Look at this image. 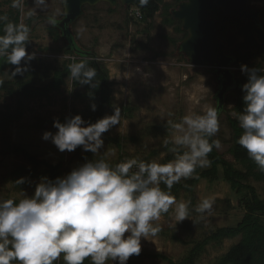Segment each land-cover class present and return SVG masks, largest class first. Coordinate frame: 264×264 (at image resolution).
Here are the masks:
<instances>
[{"label": "clouds", "instance_id": "1", "mask_svg": "<svg viewBox=\"0 0 264 264\" xmlns=\"http://www.w3.org/2000/svg\"><path fill=\"white\" fill-rule=\"evenodd\" d=\"M61 2L65 16L67 0ZM24 3L11 0L10 6L31 18L37 10L46 12L49 0H33V7L26 11ZM149 3L138 0L136 7ZM0 23V58L14 66L5 72L12 79L24 76L36 59V53L28 51L31 29L23 22L9 21L7 15H0ZM45 23L56 27L59 20L51 14ZM68 70L69 78L80 86L95 87L97 70L89 66L87 58L70 64ZM240 71L247 80L241 88L243 108L232 113L242 130L235 143L264 174V68L241 65ZM3 83L0 79V86ZM90 108L95 112L97 105L92 103ZM220 110L209 105L202 114H186L179 122L168 120L170 135L163 138V146L171 145L173 158L166 163L127 157L109 162L115 149L101 150L104 134L120 124L119 106L94 123L79 114L66 116L63 122L54 118L56 131L43 132L42 140L51 142L60 153L80 148L95 159L84 157L83 164L55 179L40 177L31 196L21 190L18 200L0 198V264H128L131 257L141 254L142 239L162 231L157 222L165 214L173 228L185 220L208 226L214 197L199 199L193 206L190 199H177L172 188L181 180L198 178V168L211 167L209 154L222 147L216 138ZM14 183L33 184L27 177ZM193 214L195 219H190Z\"/></svg>", "mask_w": 264, "mask_h": 264}, {"label": "rangeland", "instance_id": "2", "mask_svg": "<svg viewBox=\"0 0 264 264\" xmlns=\"http://www.w3.org/2000/svg\"><path fill=\"white\" fill-rule=\"evenodd\" d=\"M9 1L11 3V0ZM29 7H33V0H25L24 10ZM253 7L263 13L264 0H256ZM0 9H10L6 0H0ZM37 11L38 14L31 18L20 11L21 22L26 24L33 20L30 34L32 42L28 51H34L36 59L46 64L67 61L70 56L64 52V48L69 44V40L63 37L55 41L50 31L52 26L45 23L47 15L55 14L59 20L56 28L62 27L60 24L64 19V6L61 0H49L46 12ZM136 11V6L128 7L121 3L115 6L106 2L94 6L87 5L82 17L68 26L76 45L83 51L96 54L98 60L108 69L110 81L113 83V107L128 106L133 109L130 117H121L120 124L104 134L105 147L101 151L107 148L115 149V155L108 157L112 164L117 163L120 157L149 161L157 159L166 163L167 153L163 151L162 146L163 138L170 135V131L161 133L156 127L167 124L168 120L179 122L180 117L193 112L202 114L206 106L211 105L222 108L221 127L216 137L220 139L222 147L217 151L225 159L241 167L235 163L230 153L233 130L229 118L233 117L234 112V89L227 90L220 96L222 91L218 84L216 68L194 66L182 56L180 46L185 38L175 33L174 26L164 23L161 12L155 15L153 25L147 31L148 25L140 22ZM3 79L12 80L9 74ZM74 93L72 81L69 80L61 94L54 96L52 104L28 103L29 110L22 122L14 124L5 136L0 135V198L20 199L21 190L31 196L34 182L39 180L30 161L12 150L16 147L25 149L41 161L51 164L63 163L66 169L64 175L81 163L84 152H77L76 149L72 153H60L51 142L42 140L43 132L56 131L53 126L43 129L36 127L39 118L69 116L74 107L78 112L84 111L85 103H76ZM0 103H9L13 108L16 106V101L11 99L5 102L1 99ZM112 138L119 139L121 146L113 143ZM18 170L32 172L29 178L33 182L31 186L26 184L20 187L14 183V178L18 177L14 173ZM250 183L264 199V183L254 180ZM196 196L197 201L214 197V212L208 217L210 224L194 225L185 220L173 228L170 227L168 214H165L157 222L162 231L156 237L142 239L141 253L164 255L175 263H181L194 246V242L203 241L221 228L236 226L245 215V210L239 206L240 196L232 190L222 175L213 181L203 180L196 189ZM176 197L187 200L183 192ZM190 219H195V214ZM240 240L241 237L225 239L221 243L212 242L202 252L197 264H217ZM134 262L170 264L162 258H137Z\"/></svg>", "mask_w": 264, "mask_h": 264}, {"label": "trees", "instance_id": "3", "mask_svg": "<svg viewBox=\"0 0 264 264\" xmlns=\"http://www.w3.org/2000/svg\"><path fill=\"white\" fill-rule=\"evenodd\" d=\"M184 1L150 0L146 7L139 9L141 13L139 20L148 25L146 30L149 31L153 25L155 15L161 12L164 17V23L168 26H174L175 33L186 38L188 34L184 31L182 23L176 21L172 15V11L178 9L179 5ZM6 2L9 6L11 5L9 0H6ZM0 15H7L8 20L13 23H21L20 11L11 6L8 11L0 9ZM213 19L217 25L218 37L226 43L228 53L233 57L231 68L237 74L233 92L235 98L233 111H240L243 108L241 88L247 80L246 76L241 73L240 66L247 65L250 68L256 66L264 68V12L261 13L259 22L246 23L236 17L226 16L222 10L216 8L213 13ZM32 21L26 23L30 29H32ZM2 29L3 24L0 23V34H3ZM50 31L55 41H59L63 37L69 40V44L64 48V52L70 56L67 61L46 64L39 59H35L31 62V70L24 76H17L12 80L4 81L3 78L8 75L5 71L10 70L14 66L7 65L6 60L0 58V77L4 81L3 85L0 86V100L3 99L4 102L8 99L16 101L14 108L9 103H4V105L0 103V135L2 136H5L14 124L22 122L29 110L27 107L28 103L52 104L54 96L61 94L63 87L69 80L72 81V86L75 90L74 100L76 103H85L84 111L78 112V109L74 107L71 115L79 114L84 120H90L94 123L106 114L108 115L109 113L111 115L113 112V83L110 81L109 71L106 66L98 60L96 54L83 51L76 45L68 25L60 29L51 27ZM182 56L184 57L183 54ZM82 57L87 58L89 66L97 70V76L94 80L95 87L80 86L78 82L69 78L68 66L78 62ZM92 103L97 105L95 112L90 108ZM30 110L32 111V109ZM132 113V108L128 106L121 107V117H130ZM65 117L58 116L56 118L63 122ZM37 120L36 127L43 129L47 126H53L54 118H39ZM229 123L233 130V144L230 153L235 163L241 167H237L234 163L225 159L216 149H213L209 154V159L212 161L211 167L208 169L198 168L196 173L198 178L181 180L180 183L173 186L172 193L176 196L182 192L185 193L187 200L190 199L192 205L195 206L197 203L196 189L199 184L203 180L213 181L222 175L232 190L240 196L239 206L245 210L243 219L236 226L221 228L203 241L194 242V246L188 251L181 263H175L164 255L141 253L138 257H131L128 264H136L134 261L137 258H162L170 264H197L202 252L212 242L221 243L225 239L238 237H241L240 242L231 247L219 259L217 264H264V199L260 197L258 190L250 183L251 180L264 183V174L257 170V166L248 158L246 151L235 143L242 132L236 119L234 117L229 118ZM156 129L161 133L170 131L168 124L160 125ZM111 141L118 147L121 146L119 139L112 138ZM162 148L167 153L166 161L171 160L173 158L172 153L169 151L171 145L168 148L164 146ZM12 150L16 154H22L30 161L33 166L32 170L37 172L35 175L39 178L47 176L50 179H55L58 176H63L66 172L63 163L51 164L48 161H41L30 155L23 148L16 147ZM78 151L82 150L77 148ZM84 157L95 159L92 153L84 152L80 164L85 162ZM124 159L125 157H120L118 162ZM42 167H45V169L41 170ZM31 173L18 170L14 173L15 176H18L14 178V181L21 177L29 179L32 175ZM26 184L16 185L24 187ZM161 187L164 186L161 185ZM174 239L179 240L177 238ZM85 264H88V262L86 261Z\"/></svg>", "mask_w": 264, "mask_h": 264}, {"label": "water", "instance_id": "4", "mask_svg": "<svg viewBox=\"0 0 264 264\" xmlns=\"http://www.w3.org/2000/svg\"><path fill=\"white\" fill-rule=\"evenodd\" d=\"M256 0H185L174 10L172 15L182 23L188 36L182 41L180 51L194 66H212L220 81L221 94L233 90L237 74L231 68L233 57L229 55L227 45L218 37V29L213 19L216 8L226 16L236 17L243 22H259L261 11L253 7ZM101 2L112 6L121 3L125 6H137L138 0H67L66 15L61 26L72 25L82 17L84 7ZM219 96V97H220ZM222 98V97H220Z\"/></svg>", "mask_w": 264, "mask_h": 264}, {"label": "built area", "instance_id": "5", "mask_svg": "<svg viewBox=\"0 0 264 264\" xmlns=\"http://www.w3.org/2000/svg\"><path fill=\"white\" fill-rule=\"evenodd\" d=\"M136 14L139 16L138 18H141V13L139 9H137Z\"/></svg>", "mask_w": 264, "mask_h": 264}, {"label": "flooded vegetation", "instance_id": "6", "mask_svg": "<svg viewBox=\"0 0 264 264\" xmlns=\"http://www.w3.org/2000/svg\"><path fill=\"white\" fill-rule=\"evenodd\" d=\"M62 28H64V27H62ZM219 83H220V81H219V79H218V84H219ZM219 87H220V89H222L221 86H220V84H219Z\"/></svg>", "mask_w": 264, "mask_h": 264}]
</instances>
